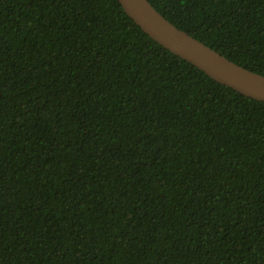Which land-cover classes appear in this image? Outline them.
I'll return each mask as SVG.
<instances>
[{
	"label": "trees",
	"instance_id": "16d2710c",
	"mask_svg": "<svg viewBox=\"0 0 264 264\" xmlns=\"http://www.w3.org/2000/svg\"><path fill=\"white\" fill-rule=\"evenodd\" d=\"M264 75V0H149ZM0 264H264V102L118 0H0Z\"/></svg>",
	"mask_w": 264,
	"mask_h": 264
},
{
	"label": "water",
	"instance_id": "95a60500",
	"mask_svg": "<svg viewBox=\"0 0 264 264\" xmlns=\"http://www.w3.org/2000/svg\"><path fill=\"white\" fill-rule=\"evenodd\" d=\"M126 14L153 40L193 64L219 84L264 102V75L246 69L167 20L149 0H118Z\"/></svg>",
	"mask_w": 264,
	"mask_h": 264
}]
</instances>
